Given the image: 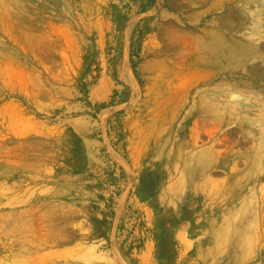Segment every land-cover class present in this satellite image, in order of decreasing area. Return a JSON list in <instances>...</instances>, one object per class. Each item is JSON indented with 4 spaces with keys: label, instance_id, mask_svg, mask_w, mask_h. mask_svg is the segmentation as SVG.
Wrapping results in <instances>:
<instances>
[{
    "label": "rangeland",
    "instance_id": "obj_1",
    "mask_svg": "<svg viewBox=\"0 0 264 264\" xmlns=\"http://www.w3.org/2000/svg\"><path fill=\"white\" fill-rule=\"evenodd\" d=\"M210 35L231 77L181 90ZM256 67L264 0H0V264H264L257 109L243 131L193 114L242 95L264 123Z\"/></svg>",
    "mask_w": 264,
    "mask_h": 264
},
{
    "label": "bare ground",
    "instance_id": "obj_2",
    "mask_svg": "<svg viewBox=\"0 0 264 264\" xmlns=\"http://www.w3.org/2000/svg\"><path fill=\"white\" fill-rule=\"evenodd\" d=\"M221 36V35H219ZM219 36H213V35H210L209 38H207L206 40L208 41H200V44H199V55L197 57V60H195V63H192V64H189V65H185V66H181L183 69H186V70H199L201 72H199L196 76L194 75L192 78L195 79V81L193 82V79H192V85H191V88H190V84H189V81L187 80L183 85L180 86V89L181 90H186L189 91V89H194L199 83L201 80L203 79H210L211 77L215 76V74L218 76L220 71H224V72H221V76H229L228 73L226 72L227 69H230V63L232 62L231 60L234 59V55L232 53V51H230L229 49V44H228V40L226 39V37H219ZM231 45V44H230ZM233 45V43H232ZM244 45V44H243ZM235 46V45H234ZM242 46H240V49H241ZM245 47V46H244ZM238 48V47H237ZM198 49V48H197ZM242 49H245V48H242ZM197 52V50H196ZM239 52V51H238ZM237 52V53H238ZM248 52V51H247ZM260 52L261 50L259 51H255V55H254V58L255 59H258L260 56ZM253 53V52H252ZM251 54V53H250ZM250 54H248V56H244L243 52L242 53H238L237 56H236V62L240 64V60L245 58L246 60H249L251 58H253V54L251 56H249ZM263 58V57H261ZM191 63V62H190ZM184 65V64H183ZM217 66L219 67V69L217 68ZM202 68H204V70H201ZM234 68V67H233ZM232 68V69H233ZM181 69V68H180ZM231 69V71H232ZM256 69V70H255ZM254 70H251L249 73L251 74V77L252 79L253 78H257L259 77V73L261 72L262 75H264V69L262 70V68H258L256 67ZM258 70L260 72H258ZM234 73V72H233ZM231 76H229L230 78ZM234 77V76H233ZM222 78V77H221ZM228 78V77H227ZM225 79V78H224ZM247 83V82H246ZM250 83V82H249ZM251 85V84H250ZM177 91V90H176ZM223 94V93H222ZM225 94V93H224ZM213 96V95H212ZM219 98V97H218ZM224 99V98H223ZM225 101L223 100H216L218 103L217 106L216 103H214L215 105H202L199 107H197L196 109H194V112L193 114L195 116H199V117H205L206 115H208L210 118H211V122H216L220 127V129H223L224 125H232V119H234L235 123H237L239 126L238 129H241L243 131V128L244 126H246V123L249 124L248 120H244L243 118H241L242 116H240V113H242L244 110H246V113L252 115V111L253 109H257V113H255L256 115V119L254 120V122H252L250 125H249V131L248 133H245V136L243 137V139L245 140H256L255 137L252 136L253 132L254 131H257V134L259 135V138H257V146L254 148V152L256 153V156L254 158V163H253V166H251L250 164V167H251V172L254 171L253 173V178L249 180V183L246 184L247 186V189L251 190V189H255L254 187H256V185L259 183V179L257 178V175L259 174L258 172L261 171V168L264 167V123L260 120V115L263 114V111L261 110L260 106L257 104V102L255 103L254 101L253 102H250L248 100V98H243L242 95H235V96H232L231 97V103L227 102L226 99H224ZM203 101V100H202ZM260 101V100H259ZM200 102V101H199ZM214 102V100H213ZM170 103V102H169ZM187 103V102H186ZM184 104V103H183ZM170 105V104H169ZM175 106V105H174ZM179 106V104H178ZM183 106V105H182ZM174 108V107H173ZM184 108V107H183ZM263 108V107H262ZM180 109V108H178ZM173 110V109H172ZM175 110V109H174ZM173 110V111H174ZM184 110V109H183ZM171 111V110H170ZM181 111V110H180ZM193 111V110H192ZM172 112V111H171ZM175 112V111H174ZM245 112V111H244ZM192 113V112H191ZM245 114V113H244ZM245 116V115H244ZM263 118V117H261ZM171 119H173L171 117ZM175 119V118H174ZM264 119V118H263ZM177 120V118H176ZM251 120V119H250ZM193 129H196L197 128V121H193ZM226 127V126H225ZM236 127V126H235ZM248 127V126H247ZM237 129V128H236ZM192 130V129H191ZM192 139L190 140V137L188 136L187 140L184 142H182L184 145H188L190 148L191 147H194L197 145V133H196V130L194 131ZM195 137H196V140H195ZM211 137V136H210ZM215 138H212L211 137V140H214ZM184 145L181 144V147H184ZM192 150V149H191ZM190 150V151H191ZM252 152V151H251ZM203 153V152H202ZM186 154V153H185ZM216 155L217 156V159H215L216 161H220L215 167L217 168H222L224 167V163H222L221 161L224 162V156L228 155L226 153H221V154H218L214 151V147H209L207 149H205L204 151V156L206 157V161L209 160L211 161ZM231 155V154H230ZM241 155V154H240ZM191 156V155H190ZM234 158H238L239 156H237L236 154L233 155ZM193 158V157H192ZM240 158V157H239ZM242 158V156H241ZM253 158V157H252ZM192 160V159H191ZM232 160V159H231ZM202 161V160H201ZM213 161V160H212ZM211 161V162H212ZM227 161V160H226ZM246 161V160H244ZM251 161V160H250ZM199 162V161H198ZM203 162V161H202ZM205 163V161H204ZM203 163V164H204ZM234 163H237L234 162ZM247 163V162H246ZM199 164V163H198ZM209 165H210V162H209ZM248 165V164H247ZM248 165V166H249ZM188 166V165H187ZM207 167H209L208 165H206ZM212 166V165H211ZM210 166V167H211ZM229 166V165H228ZM246 166V164H245ZM180 167V166H179ZM186 167V166H185ZM234 167V165H233ZM238 167V166H237ZM236 167V168H237ZM181 168V167H180ZM175 169V168H174ZM177 169V168H176ZM216 169V168H215ZM227 169V168H226ZM238 170V169H237ZM247 170V169H245ZM244 170V171H245ZM203 171V170H202ZM201 171V172H202ZM207 171V170H206ZM242 171V172H244ZM188 172V171H187ZM179 173V172H178ZM203 173V172H202ZM238 173V172H236ZM246 173H248L246 171ZM229 174V173H228ZM250 174V173H249ZM248 174V175H249ZM201 175V174H200ZM247 175V174H245ZM245 175H242V176H245ZM241 176V177H242ZM239 178V177H238ZM244 179V178H242ZM246 179V178H245ZM226 181V180H225ZM236 181V179H235ZM242 181V180H241ZM244 181V180H243ZM240 183V182H239ZM207 184V183H206ZM217 184V183H216ZM223 184V183H222ZM220 184V186L222 185ZM241 184V183H240ZM239 184V185H240ZM244 184V183H243ZM215 185V184H213ZM225 185V183H224ZM228 185V184H227ZM230 186V185H229ZM228 186V187H229ZM234 186V185H233ZM245 186V187H246ZM244 187V188H245ZM201 188V186H200ZM214 188V187H213ZM218 188H220L218 186ZM242 188V187H241ZM226 189V188H225ZM228 189V188H227ZM233 190V189H232ZM238 190V189H237ZM191 191V190H190ZM202 191V190H201ZM219 191V190H217ZM243 191V190H242ZM242 191L240 190V192L242 193ZM231 192V191H230ZM236 192V191H235ZM239 192V193H240ZM213 193V192H212ZM216 193V192H215ZM219 194L221 193L223 196L225 195L224 192H218ZM217 195L215 196L217 199L218 196L220 195ZM245 193V192H244ZM250 193V192H249ZM252 193V192H251ZM209 194V193H208ZM171 195V194H170ZM231 195V194H230ZM253 195V193H252ZM251 195V196H252ZM190 196V195H189ZM226 196V195H225ZM242 196V195H241ZM210 197V196H209ZM227 197H228V194H227ZM231 197V196H230ZM235 197V196H234ZM248 197V196H247ZM193 198V197H192ZM211 198V197H210ZM220 198V197H219ZM222 197L220 198V201H221ZM228 199V198H227ZM256 199V198H255ZM262 199L264 200V194H262ZM218 201V200H217ZM204 202V201H203ZM212 202V200H211ZM222 202V201H221ZM230 203V201H229ZM239 203V202H238ZM241 203V202H240ZM196 204V203H195ZM208 204V203H207ZM232 204V203H231ZM208 206V205H207ZM229 206V205H228ZM217 207V206H216ZM193 208V207H192ZM214 208V207H213ZM203 209V207H202ZM16 212V211H15ZM35 212V211H34ZM39 216V215H38ZM4 219V218H3ZM9 222V221H8ZM227 225V224H226ZM228 228V227H227ZM39 229V228H38ZM28 230V229H27ZM39 231V230H38ZM7 232V231H6ZM30 233V232H29ZM45 234V233H44ZM30 235V234H29ZM38 236V235H37ZM39 237V236H38ZM28 238V237H27ZM31 239V238H30ZM29 239V240H30ZM40 239V238H39ZM27 249V248H26ZM38 251V250H37ZM37 256V255H36ZM33 259V258H32Z\"/></svg>",
    "mask_w": 264,
    "mask_h": 264
},
{
    "label": "crops",
    "instance_id": "obj_3",
    "mask_svg": "<svg viewBox=\"0 0 264 264\" xmlns=\"http://www.w3.org/2000/svg\"><path fill=\"white\" fill-rule=\"evenodd\" d=\"M79 189H81V190L84 189L83 184L79 185Z\"/></svg>",
    "mask_w": 264,
    "mask_h": 264
}]
</instances>
